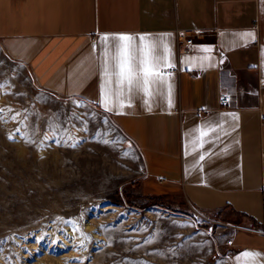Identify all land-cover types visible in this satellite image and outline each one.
Here are the masks:
<instances>
[{
  "label": "crops",
  "instance_id": "1",
  "mask_svg": "<svg viewBox=\"0 0 264 264\" xmlns=\"http://www.w3.org/2000/svg\"><path fill=\"white\" fill-rule=\"evenodd\" d=\"M120 34L154 44L164 74L123 108L104 75ZM0 45L38 85L109 115L139 152L143 194L221 215L229 263L264 264V0H0Z\"/></svg>",
  "mask_w": 264,
  "mask_h": 264
},
{
  "label": "rangeland",
  "instance_id": "2",
  "mask_svg": "<svg viewBox=\"0 0 264 264\" xmlns=\"http://www.w3.org/2000/svg\"><path fill=\"white\" fill-rule=\"evenodd\" d=\"M0 264H230L217 213L145 195L109 115L46 89L0 45Z\"/></svg>",
  "mask_w": 264,
  "mask_h": 264
},
{
  "label": "snow or ice",
  "instance_id": "3",
  "mask_svg": "<svg viewBox=\"0 0 264 264\" xmlns=\"http://www.w3.org/2000/svg\"><path fill=\"white\" fill-rule=\"evenodd\" d=\"M109 39L110 37L105 35L101 38V43L103 44ZM111 39L114 42L115 54L109 57L106 49L104 75L108 78V83H111L112 78H115V84L117 86L116 94L120 97L119 106L123 108L125 106L123 102L125 90L130 93L136 88L143 91L146 95L151 96V85L159 79H162L164 74L158 70L160 60L153 55L155 45L146 42L145 36L141 35L139 37L141 42L139 48L134 45V41L137 38L128 34L113 36ZM165 51H167L166 46ZM165 66L171 67L172 65L167 64ZM103 102L105 108L111 110L108 107L109 94L107 92L104 93ZM205 134L202 133V135ZM200 159L203 160L204 156L202 155ZM242 255L244 257H255L259 254L246 251Z\"/></svg>",
  "mask_w": 264,
  "mask_h": 264
},
{
  "label": "built area",
  "instance_id": "4",
  "mask_svg": "<svg viewBox=\"0 0 264 264\" xmlns=\"http://www.w3.org/2000/svg\"><path fill=\"white\" fill-rule=\"evenodd\" d=\"M186 42L187 43H191V38H188V40H186ZM219 102L221 103V105L226 106L228 104V102H229L228 93H226V92L221 93L220 94ZM195 211H196L197 214H200L201 213V211L198 208H196ZM225 243L227 245H229L231 243V240L230 239H226L225 240Z\"/></svg>",
  "mask_w": 264,
  "mask_h": 264
}]
</instances>
